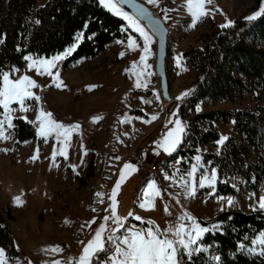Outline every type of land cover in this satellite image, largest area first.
Masks as SVG:
<instances>
[{
	"label": "rangeland",
	"instance_id": "1",
	"mask_svg": "<svg viewBox=\"0 0 264 264\" xmlns=\"http://www.w3.org/2000/svg\"><path fill=\"white\" fill-rule=\"evenodd\" d=\"M46 1L39 0L36 8ZM255 1L214 0L212 5H207V8L211 9L210 15L195 22V26H192L194 21L185 4L177 7L175 13L170 11L165 13L173 18V23H168L166 26L168 49L165 69L170 96L167 102L162 98L160 81L155 73L156 38L140 20L141 25L152 36V43L149 45L150 53L146 57V64L149 66L147 68L139 65L141 57L145 56L143 38L125 20L126 27L129 29L126 36L109 44L94 58L80 59L64 70L60 68L62 60L58 61L57 66L51 69L52 76L40 75L35 67H28L30 61H27L26 67L14 74L13 79L27 75L35 80L39 87L31 91L41 97L39 102L27 101L26 103L30 106L29 111L24 113L17 110L13 113L14 119L24 116L27 119L23 120L35 121L42 107L46 112H51L57 122L65 125H79V128L72 133L71 146L67 148V159L57 155L55 161L52 159L53 151L58 152L61 145L51 137L45 141L37 135L35 140H28L18 147L14 146L13 133L10 139L0 140V149H8L7 152L0 151V211L10 212L13 220L7 221L8 226L17 246L28 257L27 263L12 260L8 261V264H54L56 260L61 261V264H76L83 253V248L94 238L95 230L104 224L103 217L111 216L110 197L122 160L131 150L137 146H143L153 136L147 150L148 152L151 150L150 157H153L154 161L158 162L160 157L165 158L175 154L185 141L186 133L183 136V142L171 154L157 147V142L174 128L175 120H180L185 129L188 124L191 132L196 130L204 132L216 128L221 139V137L229 136L231 125L195 122L194 116L215 110L234 112L264 108V98L256 103L248 95L215 104L199 100L193 107L186 99L177 100V97L191 89L198 78L197 69L188 65L183 53L193 48H200L203 35L218 31L221 25L229 20L233 22L245 15L254 9ZM149 9L153 12L151 8ZM154 15L160 18L156 13ZM131 40H135L139 45L135 50L128 47ZM28 56L34 59H51L56 55L48 58ZM134 64L138 65L141 71L151 73L140 76L142 84L146 82V87H135L136 70H133L131 74L129 72ZM60 81L63 82L62 85L56 87ZM181 104L184 106L182 110L184 119H181L179 115ZM10 107L19 109L17 103H13ZM153 116L157 118L153 120ZM94 118L99 119L94 122ZM145 121L151 122L145 123ZM160 123V129L156 134ZM232 135L239 137L237 133ZM217 142L200 145L185 172L182 171L180 164L175 174L167 170V175L174 179L172 184H179L176 179L183 174L186 175L184 178L188 179L187 172L197 163L195 158L197 156L201 158L200 164L203 167L198 168L195 173V195H187L182 187L179 193L178 187H174L175 185L172 187L174 195L180 194L181 197L178 199H182L183 204L181 202L180 204L187 216L194 218L198 224H200L199 221L210 222L224 211L253 210L257 207L260 197L264 196L262 187L256 192L240 188V179L236 175L227 176L222 180L235 189V194L218 195L216 193L217 172L208 161L203 159V154H217L222 147ZM37 148H39L38 158L33 160ZM144 152L146 153V149ZM135 167L137 169L134 171L135 175L129 180L128 176L125 177L122 195H120L117 215L126 218L125 226L128 222H132L128 220L131 217L129 213L136 215L134 194L142 182L136 176L140 167ZM213 171L217 176L214 185L200 187L201 173L210 176ZM97 193H103V202H100L101 198L97 196ZM15 197L21 198L22 206L17 205L14 201ZM228 198L235 201L234 206L227 205ZM108 223L116 227L111 220ZM191 224L192 220H187L185 227ZM108 225L107 228L110 231L112 228ZM122 231L124 229H120L116 234H121ZM107 234L108 232L104 234L105 239ZM57 246L61 251H45ZM106 246L109 249L113 248L110 243ZM252 248H256V245L253 244ZM258 252L259 248H256L254 253ZM202 254L203 261H200V264H219V261L214 259L216 254L210 250V247H207ZM107 260L108 256L105 255L98 259L97 264H103Z\"/></svg>",
	"mask_w": 264,
	"mask_h": 264
},
{
	"label": "trees",
	"instance_id": "2",
	"mask_svg": "<svg viewBox=\"0 0 264 264\" xmlns=\"http://www.w3.org/2000/svg\"><path fill=\"white\" fill-rule=\"evenodd\" d=\"M38 1L0 0V34L4 37L0 44V66L4 70L13 66L23 70L27 65L24 56L48 58L61 54L83 33L85 38L79 41L76 50L60 62V68L64 70L80 59L96 57L109 44L123 39L129 31L125 20L109 12L98 0H47L36 8ZM255 3L254 9L235 19L231 27H221L203 35L200 48L183 53L188 65L198 71V78L185 98L191 107L199 100L215 104L248 95L259 103L264 98V16L256 21L246 19L264 5V0H256ZM34 19H39L40 23L34 24ZM183 109L181 104V119H184ZM193 121L231 125V133L220 151L203 154V159L216 169L218 195L235 194V189L222 181L230 175H236L240 179L239 187L249 192H256L261 187L264 189V108L204 112L196 114ZM13 123L15 147L37 138L33 124L23 119H14ZM234 133L239 137H234ZM219 139L216 128L191 132L186 124L185 141L175 154L166 158V163L179 160L185 172L200 145L215 144ZM8 220H13L10 212L0 211V248L5 249L8 261L27 263L28 257L17 246ZM199 223L207 227L216 223L222 225L220 231L205 234L203 242L221 257L219 264H264V256L241 253L238 249L239 243L252 248L251 241L264 232V211L229 210L221 212L210 222ZM143 225L155 228L147 222ZM105 255L99 253L98 257ZM200 261H203V254L195 257V264H200Z\"/></svg>",
	"mask_w": 264,
	"mask_h": 264
},
{
	"label": "snow or ice",
	"instance_id": "3",
	"mask_svg": "<svg viewBox=\"0 0 264 264\" xmlns=\"http://www.w3.org/2000/svg\"><path fill=\"white\" fill-rule=\"evenodd\" d=\"M214 0H186L185 7L188 13L193 18V25L195 22H199L205 16L210 15L211 9L207 8V5H212ZM100 5L108 9L117 16H121L124 20L128 21L130 27L140 34L144 41L143 51L145 56L141 57L139 65L143 68L149 67L146 64V57L150 53L149 45L152 43V36L148 31L141 25L139 19L130 15L128 12L122 10L119 7L120 0H99ZM148 3L155 4L158 6V0H148ZM264 16V5H262L255 13L246 17L248 21H256L258 18ZM34 24H39V19L33 20ZM233 25V22L229 20L226 24L221 25L222 28H228ZM85 37L83 33L75 38L73 45L69 46L63 53L57 54L51 59H34L32 56H24L25 61H30L28 67H35L40 75L52 76V68L57 66V62L65 59L71 55L79 46V41ZM90 38V37H89ZM4 42L3 34H0V44ZM118 43H123L118 41ZM139 45L136 44L135 40H131L128 43V47L135 50ZM19 51V49H17ZM123 55V54H121ZM133 70L137 76L135 87L140 88L141 86L146 87V82L142 84L140 76L150 75L140 70L138 65L134 64L132 69L129 70L130 74ZM19 69L14 66L8 70H4L0 66V108L3 112H0V140H7L11 138V133L15 128L13 123V113L18 111L27 113L29 111V105L27 101L39 102L41 97L35 95L31 89L39 87L36 81L31 79L29 76L24 75L18 79H13V76ZM59 76V73H56ZM62 81L56 84V87L62 85ZM190 93L185 92L181 96L177 97V100L185 99ZM17 103L19 109L11 108L10 105ZM157 117L153 116L152 119ZM15 119H27L24 116L15 117ZM99 118H94V122ZM36 127V133L38 136L43 138L45 141L49 137L53 138L57 143L61 145V148L57 152L53 151L52 159L55 161L57 155L63 156L67 159V148L71 146V136L74 130L79 128V125H65L57 122L51 112H46L42 107L35 121H28ZM151 121H145L150 123ZM174 128L170 129L162 138L161 141L157 142V147L163 148V150L169 154L176 151L179 145L183 142V136L186 133L185 126L180 120L174 121ZM228 137H221L217 142L219 145H223ZM0 151L7 152L8 149H0ZM39 148L36 149V154L33 156V160L38 158ZM86 154V153H85ZM119 159V158H117ZM197 163L191 166V169L187 172L188 179H185L182 175L180 177L179 187L185 190V193L189 196L195 195L196 177L195 173L198 168H202L200 164V157L196 158ZM55 166V165H54ZM124 170L131 172L136 171L135 165L124 164ZM122 170L120 173V180L116 183L114 190L111 194L110 199L112 200V212L111 216L103 217L104 224L100 225L95 230L94 238L87 243L83 248V253L79 257L76 264H93V262L99 259V253H105L108 256V260L104 261L103 264H195V257L198 254H202L207 250V245H204L205 234L212 232H218L221 230L222 225L220 223L213 224L210 227L201 226L196 223L194 218L190 216L181 217L180 220L185 219L192 220V224L189 227H185L184 223H180L177 226L169 227L165 231H160L158 228L147 227L137 229L135 225L125 229V231L116 235L120 229H124L126 218H122L116 213V195L117 190L121 187V184L125 180L126 172ZM165 178H169L167 175ZM217 179L215 171L209 176L205 173H201L199 180L200 187H212ZM147 191L144 193L145 202L140 203L139 207L146 208L147 204H153L156 197L160 196L161 193L153 180L147 186ZM97 196L101 198L100 202H103V193H97ZM221 199H224L221 197ZM14 201L18 206H22L23 201L20 197H15ZM235 201L232 198L227 199V205L229 207L234 206ZM154 208V204H153ZM146 210H151L147 209ZM223 210V209H222ZM253 210L264 211V196H261L257 207ZM129 216H133V213H129ZM134 219L140 221L142 218L138 215L134 216ZM111 220L116 225L110 231L107 228L108 221ZM95 223V221H93ZM149 224H154L153 221H148ZM108 232L106 239L104 234ZM83 243V242H81ZM106 243H110L113 248L109 249L106 247ZM251 243L259 248L257 253L259 256H264V232H261L257 239L251 241ZM256 248H249L245 243H239L238 249L241 253L256 252ZM46 252H59L61 249L57 246L51 249H45ZM216 261H220V256H215ZM0 264H8L6 257V251L0 248ZM54 264H61V261L56 260Z\"/></svg>",
	"mask_w": 264,
	"mask_h": 264
},
{
	"label": "crops",
	"instance_id": "4",
	"mask_svg": "<svg viewBox=\"0 0 264 264\" xmlns=\"http://www.w3.org/2000/svg\"><path fill=\"white\" fill-rule=\"evenodd\" d=\"M138 1L142 2L143 4H145L149 8H151L153 10V12L156 13L163 20L165 26H167L168 23H170V24L173 23V21H172L173 18H171V16L165 15V13H167L168 11L175 13L177 7L186 3V0H158V6H157L155 4L148 3V0H138ZM179 16H181V15H179ZM176 19H178V18H176ZM160 126H161V123L158 126V130H157L156 134H158ZM153 137H152V139H153ZM152 139L149 140L147 143L143 144V147L146 149V153L144 154V157L149 162L156 163V164H158V163L159 164H165L166 172H165L164 177H163V182L161 185L156 184L161 195L154 199V201H153L154 208H153V204H147L146 205V208L151 209V210H146V208L139 207L140 203L145 202L144 193L148 190L147 186L151 182L146 178L144 172L139 168V172L136 173L137 174L136 176L139 177L142 182L136 188V192L134 194V200H135V206H136V208H135L136 209V215L140 216L142 219L140 221L135 220L134 216H136V215L129 217L128 220H131L132 222L131 223L128 222L126 224L124 231H125V229L131 227L132 225H135L137 229L147 228L146 226L143 225V222L148 223V221H153L154 224H152V225L155 228H158L160 231H165L169 227L177 226L180 223H184V225H185L186 221H187V219H185L183 221L180 220L181 217L187 216L184 209L181 207V204H183V202H182V199L179 200L181 197V196H179L180 194L179 195L173 194V191H174V189L172 188L173 185H175L174 187H178L179 193L181 191V187H179L177 183L172 184L174 179L170 178L167 175V172H168L167 170H169L170 172H173V174H175L174 172L179 170V160L166 163V158H167V156H166L165 158L160 157L158 162L154 161V158L150 157L152 155L151 150L149 152L147 150V147L150 146ZM123 166L124 165H122L120 163V165L118 167L117 179H116L117 181L120 180V173L122 170H124ZM124 171L126 172V176H128V180H129V178H131L135 175V172H130L127 170H124ZM166 175L169 178H165ZM184 175L185 174H183V176ZM176 180H177L176 182H178V183L180 182L179 177ZM123 184L124 183L121 184L120 192H118L119 194L117 196L119 202H120V195H122ZM176 200H178L179 202ZM119 202H118V204H116V213L117 214L119 212V206H120ZM180 202H181V204H180ZM124 231H122L121 234ZM116 235H120V233H118Z\"/></svg>",
	"mask_w": 264,
	"mask_h": 264
},
{
	"label": "water",
	"instance_id": "5",
	"mask_svg": "<svg viewBox=\"0 0 264 264\" xmlns=\"http://www.w3.org/2000/svg\"><path fill=\"white\" fill-rule=\"evenodd\" d=\"M122 9L137 17L156 38L155 73L160 81L162 98L167 102L169 96V82L165 69L168 47V30L163 21L144 4L137 0H120Z\"/></svg>",
	"mask_w": 264,
	"mask_h": 264
},
{
	"label": "built area",
	"instance_id": "6",
	"mask_svg": "<svg viewBox=\"0 0 264 264\" xmlns=\"http://www.w3.org/2000/svg\"><path fill=\"white\" fill-rule=\"evenodd\" d=\"M144 150L143 146L135 147L125 156L121 164L127 163L140 167L149 181L154 180L157 185H161L165 174V166L147 161L144 157Z\"/></svg>",
	"mask_w": 264,
	"mask_h": 264
}]
</instances>
